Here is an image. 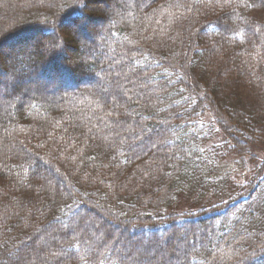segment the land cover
I'll list each match as a JSON object with an SVG mask.
<instances>
[{
	"label": "trees",
	"instance_id": "16d2710c",
	"mask_svg": "<svg viewBox=\"0 0 264 264\" xmlns=\"http://www.w3.org/2000/svg\"><path fill=\"white\" fill-rule=\"evenodd\" d=\"M88 1L0 0V264H264V0Z\"/></svg>",
	"mask_w": 264,
	"mask_h": 264
},
{
	"label": "rangeland",
	"instance_id": "374dc122",
	"mask_svg": "<svg viewBox=\"0 0 264 264\" xmlns=\"http://www.w3.org/2000/svg\"><path fill=\"white\" fill-rule=\"evenodd\" d=\"M104 1H108L109 3H111V5H112V7L114 8L113 9V15H116L117 14V12H118V10H119V5H118V3L117 2H119L118 0H104ZM93 7H95V8H97V9H100V10H106L107 9V6L105 5V3H101L100 1L99 2H97V4L96 5H94ZM69 30V31H79V33L81 34V32H83V31H81V29H79V27H76V26H72V25H70V26H65V25H63L62 26V24L60 25V28H59V30L60 31H63V30ZM17 30H19L18 28H15V29H13V31L12 32H15V31H17ZM87 32L89 33V32H92V27H90L89 26V28H88V26H87ZM87 34V33H86ZM86 34H85V36H86ZM83 35V34H82ZM11 36V35H10ZM28 37H26V39H25V41H24V43L25 44H30V45H34L35 43H36V40H38L39 39V34H35V36L34 35H27ZM64 36V35H63ZM38 38V39H37ZM64 38V37H63ZM6 39H8V37L6 38ZM5 39V40H6ZM21 43V42H20ZM20 43H18V41L17 40H9V41H3V44L1 43V48H0V50H3V51H7V52H9L10 51V49H16L14 52H15V54H19L20 53V51L18 50V47H20V46H22L23 44H20ZM79 51H80V54H81V52H82V54H83V52H84V50L82 49V47L80 48L79 47ZM33 51V50H32ZM18 72H20V70L18 69ZM2 79H3V77H1ZM63 77H61V80L60 79H58V80H55L56 82H53V83H51V84H49L48 85V83H47V81H45V78H40V79H36L34 82H36V84H40L41 86H45V87H47V85H48V87L50 88H55L56 86H67L66 84H68V82H66L64 79H62ZM30 84V82L29 83H27L26 85H29ZM69 85V87H67V90H69L70 91V84H68ZM82 87H85V86H82ZM46 173V176H48V177H50V174H49V172L48 171H46L45 172ZM57 180V178H55V177H53V181H56ZM71 223V222H70ZM72 223H73V221H72ZM61 226H62V229L64 230V229H66V225H65V223L64 224H61ZM114 231L116 232V233H120L121 231L116 227V226H114ZM186 233H184L182 236H181V239H182V241L184 242L185 241V239H186ZM163 245V247H164V243L162 244ZM28 247H30V245H27ZM147 253H145V254H142L143 255V257L141 258V260H140V262H139V264H147V262H149L150 261V258L153 256L152 254H149L148 256L146 255ZM21 256V254H11L10 256H9V259H11V260H18L19 259V257ZM177 264H180V263H177Z\"/></svg>",
	"mask_w": 264,
	"mask_h": 264
},
{
	"label": "bare ground",
	"instance_id": "6f19581e",
	"mask_svg": "<svg viewBox=\"0 0 264 264\" xmlns=\"http://www.w3.org/2000/svg\"><path fill=\"white\" fill-rule=\"evenodd\" d=\"M91 4H92V1H91V0H89V1H88V3H87V8H88V9H90V6H91ZM71 19H72V18H71ZM71 19H70V20H71ZM69 22H70V21H69ZM71 22H74V21H73V20H71Z\"/></svg>",
	"mask_w": 264,
	"mask_h": 264
}]
</instances>
